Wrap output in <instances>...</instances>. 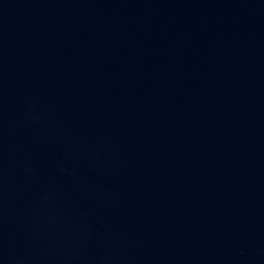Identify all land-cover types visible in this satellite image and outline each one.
Listing matches in <instances>:
<instances>
[{
	"label": "water",
	"instance_id": "95a60500",
	"mask_svg": "<svg viewBox=\"0 0 264 264\" xmlns=\"http://www.w3.org/2000/svg\"><path fill=\"white\" fill-rule=\"evenodd\" d=\"M0 264H264V0H0Z\"/></svg>",
	"mask_w": 264,
	"mask_h": 264
}]
</instances>
